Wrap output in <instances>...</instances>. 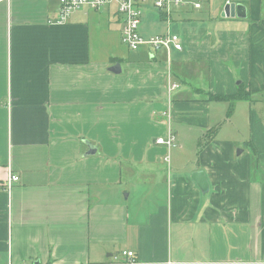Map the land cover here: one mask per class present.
<instances>
[{
    "label": "crops",
    "instance_id": "crops-1",
    "mask_svg": "<svg viewBox=\"0 0 264 264\" xmlns=\"http://www.w3.org/2000/svg\"><path fill=\"white\" fill-rule=\"evenodd\" d=\"M183 2L122 60L114 8L0 0V264H264V0Z\"/></svg>",
    "mask_w": 264,
    "mask_h": 264
},
{
    "label": "built area",
    "instance_id": "built-area-1",
    "mask_svg": "<svg viewBox=\"0 0 264 264\" xmlns=\"http://www.w3.org/2000/svg\"><path fill=\"white\" fill-rule=\"evenodd\" d=\"M184 0H57L58 10L56 22L63 24L69 17L81 9H89L94 12L114 8L116 15L120 19L121 31L120 41L131 52H137L141 47H148L153 53L164 50L169 56L171 50L181 51L182 43L177 35L165 34L144 39L139 33V25L144 7L147 4L158 10L164 11L167 16L173 10L184 4ZM228 4V3H227ZM195 9H199V4H193ZM177 89V85H170V90ZM156 145H166L168 149L175 147L174 137L168 133L165 138H156ZM15 176L10 177V182L17 181ZM123 258L129 261L133 259V253L123 252Z\"/></svg>",
    "mask_w": 264,
    "mask_h": 264
},
{
    "label": "rangeland",
    "instance_id": "rangeland-1",
    "mask_svg": "<svg viewBox=\"0 0 264 264\" xmlns=\"http://www.w3.org/2000/svg\"><path fill=\"white\" fill-rule=\"evenodd\" d=\"M179 9H181V8H179ZM87 11H90V10H87ZM92 12H94V11H91L90 13H92ZM172 16H173V14H172ZM112 17H113V15H111L110 18H111V21L114 22V24H112V27L110 29L111 34H113V35H110V39H111V43L114 47L112 46V47H109L108 49L106 48V49L102 50L100 53L104 54L105 51H110L112 53L115 52L114 54H112V55H114V57L115 56H117V57L122 56L121 59L125 60L127 58L132 57L133 54L125 46H123L121 44V41L119 39V35L117 36V41H116V33L119 31V28H120L119 25L120 24L117 22V18H115V16H114V18H112ZM175 21L177 22V20H175ZM174 25H175L174 21L170 20L168 22L167 20L160 18L159 11L155 10L151 6V4L149 3L144 7L143 15L141 17V22H140L139 28H140V32L145 37H147V39H148L152 36L154 37L155 35L157 36L158 34L162 35V34L166 33L168 28L172 34L173 33L180 34V32L182 31V27H185L186 23L180 22V24L176 25V28L174 27ZM170 26H171V28H170ZM95 39H96V34L94 33V46H95V48H97V45H96L97 42L95 41ZM115 41H116V44H115ZM94 51H96V50L94 49ZM164 52H165L164 50H160L158 52L159 54H157L156 57L161 58ZM134 53H136V52H134ZM165 54H166V52H165ZM163 138H165V137H163ZM159 147L165 149L167 152L168 151L170 152L173 149H176L177 144L175 143V147H173V148L170 147L169 149L166 145H159ZM189 148H190L189 146L186 147L185 153H187V154L189 153Z\"/></svg>",
    "mask_w": 264,
    "mask_h": 264
},
{
    "label": "water",
    "instance_id": "water-1",
    "mask_svg": "<svg viewBox=\"0 0 264 264\" xmlns=\"http://www.w3.org/2000/svg\"><path fill=\"white\" fill-rule=\"evenodd\" d=\"M241 10H243V9L240 5L226 4V6L223 9V12L221 13V16L227 18V17H234L236 15V16L240 17L239 14H240ZM108 70L113 74H119L120 73V66L117 64V65L109 68ZM94 153H95L94 147L89 146V153L88 154H94ZM193 176H195V178L199 179V181L203 187L206 186L202 173H195V175H193Z\"/></svg>",
    "mask_w": 264,
    "mask_h": 264
},
{
    "label": "trees",
    "instance_id": "trees-1",
    "mask_svg": "<svg viewBox=\"0 0 264 264\" xmlns=\"http://www.w3.org/2000/svg\"><path fill=\"white\" fill-rule=\"evenodd\" d=\"M212 3V2H211ZM198 4V3H197ZM179 8H181V6L179 7ZM179 8H177V9H175V10H173L172 11V13L170 14V16L174 13V12H176ZM144 10V9H143ZM156 10V9H155ZM142 15H143V12H142ZM159 16H160V18H163L164 20H167L168 22L170 21V17L169 16H167L166 15V13L164 12V11H159ZM142 17V16H141ZM140 22H141V20H140ZM140 29V28H139ZM140 33V32H139ZM131 52V51H130Z\"/></svg>",
    "mask_w": 264,
    "mask_h": 264
}]
</instances>
